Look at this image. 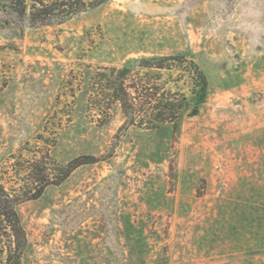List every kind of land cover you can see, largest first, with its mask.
I'll use <instances>...</instances> for the list:
<instances>
[{"label":"rangeland","instance_id":"obj_1","mask_svg":"<svg viewBox=\"0 0 264 264\" xmlns=\"http://www.w3.org/2000/svg\"><path fill=\"white\" fill-rule=\"evenodd\" d=\"M1 15L0 182L98 159L19 207L22 264H264V0H111L24 33ZM175 56L209 82L198 103L165 73L188 99L177 136L91 101L102 68Z\"/></svg>","mask_w":264,"mask_h":264},{"label":"trees","instance_id":"obj_2","mask_svg":"<svg viewBox=\"0 0 264 264\" xmlns=\"http://www.w3.org/2000/svg\"><path fill=\"white\" fill-rule=\"evenodd\" d=\"M111 0H1L0 10L6 28L24 33L26 29L59 27L83 14L93 12ZM174 70L189 74L198 103L206 100L209 82L201 68L186 57H142L130 59L122 67H105L97 74V92L91 101L102 112L108 105L119 104L124 126L150 132L168 128L173 136L181 131L187 97L170 87L168 77ZM110 109V107H108ZM194 111L193 115H196ZM107 113V112H106ZM98 162L94 156H82L60 168L53 177L43 160L25 163L27 179L7 187L0 182V264H22L28 238L19 207L39 199L51 185L61 184L72 172Z\"/></svg>","mask_w":264,"mask_h":264}]
</instances>
